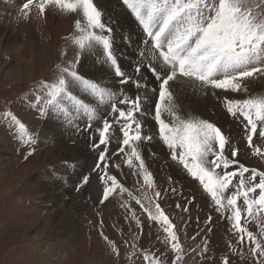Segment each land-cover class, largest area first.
Instances as JSON below:
<instances>
[{
    "label": "snow or ice",
    "instance_id": "1",
    "mask_svg": "<svg viewBox=\"0 0 264 264\" xmlns=\"http://www.w3.org/2000/svg\"><path fill=\"white\" fill-rule=\"evenodd\" d=\"M119 3L142 33L136 48L137 58L128 71L119 63L114 47L117 30L113 25L117 22L111 17L105 19L104 10L94 0H27L23 3L19 9L23 19H28L33 9L41 17L46 10L80 17L74 21L71 37L77 49L75 59L57 65L53 82H38L40 94L35 96L32 106L42 117L52 115L73 135L87 133L93 151L104 146L93 169H99L104 163L101 203L117 189L121 193L126 191L107 172L108 145L113 137L118 140V153L123 154L127 167L137 169L149 188L154 187V179L142 151L145 144L160 142L167 148L171 160L199 182L216 210L230 213L225 218L231 221L237 244L247 245L256 264H264V226H260L261 238H258L242 224V216L251 220L264 213V172L251 170L245 179L249 169L240 165L239 172L218 173L216 169L221 166L227 169L236 163L224 155L229 141L209 120L199 116L185 118L181 99L190 90L193 97L212 96L219 101L218 90L246 92L245 81L264 76V0H119ZM119 38L131 46L130 35L121 32ZM85 53L107 67L114 77L109 83L119 87L82 76L77 69ZM129 88L133 91L129 92ZM223 104L230 116L242 117L247 122L249 147L253 146V134L257 133L258 125L261 126L259 136L264 138V95L243 100L224 97ZM5 117L15 125L20 142L31 149L27 156H31L37 139L16 116L7 112ZM149 119L154 121V131H149L153 127ZM254 154L264 156V151L255 148ZM236 155L234 149L232 156ZM237 176L235 191L226 196ZM88 183L89 176L84 175L76 190ZM155 196L158 199L160 193ZM241 198L242 206L238 205ZM136 202L150 220L163 226L179 264L183 248L174 225L159 203H155L153 211L141 200ZM107 242L112 253L119 257L116 245ZM143 259L146 264H159L148 253H144ZM222 264H229L228 259L224 258Z\"/></svg>",
    "mask_w": 264,
    "mask_h": 264
},
{
    "label": "rangeland",
    "instance_id": "2",
    "mask_svg": "<svg viewBox=\"0 0 264 264\" xmlns=\"http://www.w3.org/2000/svg\"><path fill=\"white\" fill-rule=\"evenodd\" d=\"M22 5L13 12L0 11V264H146L144 253L154 257L159 264H177L176 254L171 249L163 226L148 218L144 209L137 204V199L145 207L151 206L153 211L155 203H159L174 225L183 248L179 264H222L224 258L228 259L229 264H256V258L250 254L247 245L241 247L237 244L231 221L225 218L230 213L218 212L199 182L172 161L167 148L158 141L145 144L142 151L154 179V187L149 188L144 185L137 169L127 167L123 154L118 153V140L113 137L108 145L107 156L110 158L106 160L107 172L126 191L121 193L117 189L103 203L100 201L105 186L101 181L104 163L93 170L103 145L94 151L90 146L75 148L88 153L93 158L92 162L72 163L71 158H59L52 164V159L46 161L45 153L53 144L58 146L62 143L64 136L59 131L61 123L52 115L40 116L32 105L35 96L40 94L37 91L38 82H53L57 65L75 59L77 49L72 45L71 37L74 34V21L80 17L55 10H46L41 17L33 9L30 17L23 19L19 11ZM10 33H14L19 40L15 36L14 41L9 42L6 38ZM61 53L66 55L62 56ZM83 57L84 54L77 69L80 74L84 67ZM89 68H94L93 63ZM90 69L84 74L88 79ZM245 82L246 92L218 90L217 95L221 100L210 96V105L204 110L198 108L190 98L181 99L185 118L199 116L209 120L222 130L229 141L224 155L236 163L227 169L221 166L216 171L239 172L240 165H243L249 169L245 173L247 179L251 170L264 172V156L254 154L255 148L264 151V138L259 136L261 126L258 125L257 133L253 134V146L249 147L245 128L247 122L242 117L230 116L223 104L224 97L243 100L249 96L264 95V76L249 78ZM103 83L108 84L106 80ZM128 90L133 91L131 88ZM214 109L218 112L221 110L225 119L217 120ZM7 112L16 116L27 132L37 139L32 146L35 150L31 156H27L31 149L22 145L15 125L5 117ZM53 119L59 126L55 125L48 132L47 122ZM152 144L159 149H153ZM234 149L237 150L235 157L232 156ZM157 167L160 168L158 172ZM66 168L73 172L72 176H65L70 177L71 183L76 181V177H81L83 170L82 175L89 176V183L79 191H62L63 185L59 187L57 181L64 175H55L58 170L63 172ZM48 173L53 179L49 178ZM82 177L78 179V185ZM238 180V176L233 179L226 196L235 191ZM47 182L56 184V190H42L40 184ZM157 192L160 193L158 199L155 196ZM129 193L132 195L129 196ZM75 194L79 197L78 203L82 200L83 205H89L87 211L76 216V226L70 228V215L74 207L71 197ZM48 195L52 197L51 200L55 199V203L49 202ZM80 195L89 196L83 199ZM149 201H152L151 205ZM238 205L242 206V198ZM242 224L261 238L260 226H264V213L251 220L242 216ZM105 238L119 249V257L112 253Z\"/></svg>",
    "mask_w": 264,
    "mask_h": 264
},
{
    "label": "bare ground",
    "instance_id": "3",
    "mask_svg": "<svg viewBox=\"0 0 264 264\" xmlns=\"http://www.w3.org/2000/svg\"><path fill=\"white\" fill-rule=\"evenodd\" d=\"M25 2H27V0H5V2L0 1V11L2 9H5L6 11H12L13 12V11H15L16 8H18L19 6H21ZM96 4L98 5V7L102 8L104 10L105 19H108L109 17H111L113 20H115L117 22L116 24L113 25V27L116 28V30H117L116 42H115L114 47H115V51H116L119 63L121 64V66L124 70L128 71V70H130L131 65L133 64L135 59L137 58L136 48L140 44L142 33L136 27L135 23L131 22L130 18L127 15H125L124 11L122 10V6L119 3V0H96ZM0 16H1V13H0ZM121 32L126 33V34L131 36V40H132L131 46H129L127 43L120 40L119 36H120ZM15 36L16 35L14 33H10L6 39L9 42H13L14 41L13 39L15 38ZM16 40H19L17 38V36H16ZM91 63H93V65H94L93 69L89 68ZM83 66L84 67L81 70V74L83 76H84V74H86L88 69H90L88 76L90 77L91 80L97 79L96 81H99L102 83L104 80H106L109 85H112L109 83L112 79H114L112 73L110 72V70L107 67L98 63L94 56L85 53L84 57H83ZM112 87H119V85H112ZM189 92H190V90H189ZM80 95H83V93H80ZM186 98H190L193 101H197V102H194V104L202 110L206 109L210 105V99H209L210 96H208L207 98H204V99L203 98L202 99L201 98H193V96H191V94L188 93ZM84 99L87 100L88 97L84 96ZM215 117H217V120H224L225 119V116L223 115L221 110H220V112L216 111ZM148 123L150 125H153V127H151L149 129V131H154L155 130L154 121L149 119ZM47 124H48L47 130H48V132H50L51 129H54L56 122L53 119V121H51V122L49 121V122H47ZM57 126H59L58 123H57L56 127ZM59 131H60V135L64 136L62 139V143H60V145H58V146L53 144V147L45 153L47 162L52 159L53 161L50 163L51 164L56 163V161H58L59 158H64V159L71 158L72 163L73 162L75 163V161L81 163V162L90 161V160L92 162L93 158H90L88 153H86L83 150L75 149L77 147H79V148L89 147V140L87 139V136H86L87 133H84L81 135H73L71 130H66L62 126H61V129ZM44 135H46V131L44 132ZM152 145H153V149H155V150L159 149L158 147H155V146H157L156 144H152ZM63 154H65L67 156H65ZM61 156H63V157H61ZM153 164H155V163L153 162L152 165ZM153 167H154V165H153ZM70 169H73V168L70 166ZM156 170L158 172V171H160V168L157 167ZM82 172H84V170L81 171V177L83 176ZM59 173L64 175V176H61V178H59L60 181H57V184L59 185V187H60V185H63L61 187L62 191L65 189L70 191V192L76 191L75 189L78 185V179L81 177H76V181L71 183L72 180L70 179V177L69 178L65 177L68 174H69L68 176L73 175V172L69 171V168H66L63 172H60L58 170L55 176H57V174H59ZM48 175H49V178L53 179V176L50 173H48ZM67 179H70V180H67ZM40 188L42 190L44 189V191H46V192H52V190H56V184L50 185L49 182H47L46 184H43V185L40 184ZM80 196H82V198L85 199V198H88L89 195L88 196L80 195ZM48 198H49L48 200H50L49 202L53 201V203H55V199L51 200L52 197L50 195H48ZM78 199H79V197L76 194L71 197V204L74 207L72 209L73 213H72V215H70L72 217V219L69 222V225L71 226L70 228H73V226H76V225H74V224H76V218L79 217L78 215H81L83 212L87 211V206L89 205V204L83 205L81 203L82 200L80 201V203H78ZM93 200L96 202L95 199H92V201ZM70 207H71V205H70ZM61 216H62V214H61Z\"/></svg>",
    "mask_w": 264,
    "mask_h": 264
}]
</instances>
